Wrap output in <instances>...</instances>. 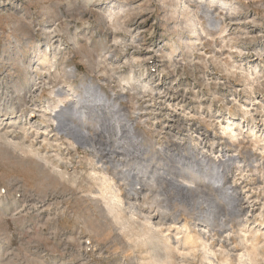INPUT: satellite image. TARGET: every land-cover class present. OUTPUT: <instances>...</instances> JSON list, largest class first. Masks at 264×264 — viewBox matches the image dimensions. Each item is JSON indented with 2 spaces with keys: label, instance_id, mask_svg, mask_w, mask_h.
Returning <instances> with one entry per match:
<instances>
[{
  "label": "rangeland",
  "instance_id": "obj_1",
  "mask_svg": "<svg viewBox=\"0 0 264 264\" xmlns=\"http://www.w3.org/2000/svg\"><path fill=\"white\" fill-rule=\"evenodd\" d=\"M89 80L124 95L159 153L143 169H155L166 147L240 155L229 179L249 211L230 217L233 233L208 236L160 181L146 199H129L125 179L54 131L49 92L72 100ZM103 174L119 192L114 209ZM154 202L182 209L178 222L159 224ZM185 222L209 237L212 261L201 241L187 242ZM149 227L170 238L169 257ZM253 240L257 258L240 260ZM0 264H264V0H0Z\"/></svg>",
  "mask_w": 264,
  "mask_h": 264
},
{
  "label": "bare ground",
  "instance_id": "obj_2",
  "mask_svg": "<svg viewBox=\"0 0 264 264\" xmlns=\"http://www.w3.org/2000/svg\"><path fill=\"white\" fill-rule=\"evenodd\" d=\"M200 12L207 19L208 25L217 28L216 26L220 20L214 16L209 7L204 6ZM80 86L84 89L83 93L76 96L75 99L72 98V100H68L66 97L69 95L63 94V89L59 87L54 88V90L51 89L52 92H49L52 95H57L56 98L54 97L56 100L53 102L52 99H49L52 104L50 102L51 105L45 108L49 112L45 111L48 118L56 126L54 131L63 132L65 138H76L83 148L94 154L97 160L95 161L99 163L98 166H102L103 170L112 168L114 175L118 176L119 180L125 179L126 182L123 181V186L129 192V199L138 201V197L142 196L143 198L147 195L144 193L145 191L159 187L160 181L168 184L177 195L176 199L188 206L190 212L187 217L193 218L197 223L202 224L206 233L209 231L210 235L208 236L213 237L212 231L214 228H217L220 232L227 230L232 232L233 226L229 224L230 217H241L249 207L246 206L248 202L242 196L239 186L234 182H230L229 179L235 169V164L239 162L240 155L225 153L220 160H214L207 153L205 155L198 149L191 147L189 149H179L180 151L166 147L161 149L166 155L153 166L155 169H151L150 164L143 169V165L155 159L157 157L155 155L159 153L154 146L145 143L146 138L137 129V119L128 113L124 107V95L119 94L120 96H118L113 93L110 96L106 92L104 93L98 84L90 80L88 83H81ZM59 96L66 97L64 99ZM33 100H36V98ZM227 128H230V125ZM233 133V137L237 136V133L234 131ZM140 164L142 166L139 167ZM96 174L98 173L96 172ZM97 179L103 183L101 193L103 192V195L109 199L110 206L114 209L119 201L117 199L119 192L114 191L115 186L110 184L112 181L110 182V178L108 179L105 174H103V178L100 175ZM115 185H117L116 182ZM99 187L101 186L99 185ZM144 198L146 199V197ZM131 204V208L136 210L137 202ZM153 204H157V202ZM157 205L159 207L154 211H156L158 217L161 215L160 217L164 218L159 223L161 225H164L167 220H172L174 224L173 220L176 219L175 221H177L180 218V212L183 211L175 206ZM150 208H153V206H150ZM169 213L170 215H168ZM149 216L150 219L152 217L150 213ZM172 216H174V219H172ZM171 227L170 224L168 229L170 230ZM184 228V231H186L185 239L191 244V247L198 246V241H201L205 250V257L212 261L210 255L214 254L216 250L211 248L212 244L208 241L209 237L207 236V241H204L198 234L196 236L191 235L186 222L179 229ZM181 231L179 230V232ZM146 232L152 235L154 246L163 248L169 257L172 251L171 244L168 241L170 238H162L160 234L153 230V227L147 228ZM230 232L228 233L229 236ZM155 239L161 241L162 244L156 243ZM257 245L258 243L253 240V250L248 251V248H246L242 251L240 260L246 257L249 261H254L258 255V248H255ZM220 247L224 248L222 244ZM237 247L232 248L233 251H239ZM226 255L228 259L231 254L227 253Z\"/></svg>",
  "mask_w": 264,
  "mask_h": 264
}]
</instances>
